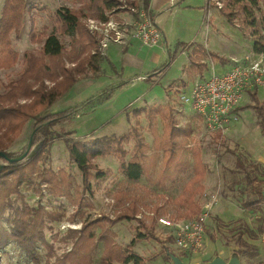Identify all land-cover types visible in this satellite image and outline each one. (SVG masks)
Listing matches in <instances>:
<instances>
[{"label": "rangeland", "instance_id": "374dc122", "mask_svg": "<svg viewBox=\"0 0 264 264\" xmlns=\"http://www.w3.org/2000/svg\"><path fill=\"white\" fill-rule=\"evenodd\" d=\"M84 1L87 0H25L27 5L22 20V29L17 37L14 33L11 34L12 46L18 52L19 60L10 69H0V92L4 90L5 83L15 78L23 68L22 54L29 51L38 55L48 33L54 32L59 38L64 47V55L70 51L71 39L63 33L62 24L57 19L56 11L62 8L78 9ZM117 1L120 3L121 11L114 12L117 13L114 16L118 19L122 17L120 15L129 18L132 15L129 7L133 4L139 8L143 7L142 0ZM184 1L198 5V13L194 7L180 10L177 19L180 24L174 25L173 31L169 32L167 39V41L172 39L167 47L171 53L175 52L174 58H167V51L163 47L153 49L159 53L160 58H149L148 52H145L148 47L141 46L139 50L132 47L128 53L133 56L138 55L139 59L133 60L130 65H124L121 74V64L117 58L118 47H110L108 53L111 61L108 62V58L99 55L102 59L99 61L101 70L97 74L98 77L81 78L65 96L56 102L52 111L63 110L69 106L92 100L77 115L53 128L47 157L43 164L45 169H63L72 175L70 194L74 200L64 195L52 194L47 182L39 179L35 174L23 181L17 193H11L7 198L8 205L3 221L5 228H10L9 222L6 220L14 217L15 209L21 207L23 203L33 208H42L47 213L54 214L56 218L45 217L42 228L43 241L36 242L31 254H28L14 238L9 239L4 246L0 247V264L53 263L72 248L75 236L72 237L71 230H79L84 217L112 219L122 209L129 207V198L139 199L142 203L137 212H141L142 217H136L137 219L131 221H119L113 225L112 230L116 234L114 240L117 244L122 247L127 246L132 238L143 230L142 220L147 226H151V218L156 220L152 237L137 242L132 248L143 259L140 264H177L172 258L173 256L178 258L180 264L230 262L264 264V204L260 210L254 212L246 211L241 207V200L247 196L246 183L243 174L234 165L235 154L231 152L234 150L235 153L240 154L246 164L258 163L264 169V135L257 125L253 109L245 107L246 103H251L249 96L240 103L243 108L239 111L238 120H231L224 132L212 133L203 126L197 117L192 115L193 111L188 104L181 105V107L178 105L174 89L181 87V92L189 95L192 81L196 76L207 78L212 74V71L216 74L225 71L220 64L214 63L213 65L208 58L204 57L207 68L201 75L195 76L192 73H186L184 70L188 65L187 56L180 53L184 50L180 44L189 42L179 37L178 33L181 27H184L183 31L186 37L191 36L192 38L196 35L197 42L193 43H200L203 46L208 44L212 52L225 57H228L230 53L239 57L250 52L251 29L245 26L241 20L243 15L240 11L235 13L232 24H229L218 11L219 6H224L222 1H214L215 6L203 15L199 10L204 9L206 0ZM2 3L3 0H0V13ZM107 12L110 11H105V13ZM88 18L95 17L90 15L80 17V22L85 27ZM170 23H172V18ZM207 24L209 28L205 27ZM262 34L264 36V30ZM96 48H91L85 54H92ZM123 55L126 56L125 53ZM84 56L82 54L80 58ZM122 59L125 64V58ZM239 60L243 61L245 58L241 57ZM140 61H142V65H140ZM65 64L69 65L68 62ZM163 64L167 66L160 73L152 76L150 80L145 79L148 74L159 69ZM212 65L214 69H212ZM86 74L88 77L91 76L88 71ZM138 76L145 78L136 79ZM107 89H111V95L104 98ZM256 89L259 102L264 103V83ZM166 102L170 104V114L175 119V124L179 126L190 124L192 127V133L183 149L190 164L192 162L190 153L194 149L200 151L201 159L206 164V172L202 180L203 192L201 196L196 195L195 197L199 212L201 205H204L208 199L214 200L206 220L205 250L191 256H180L176 252L172 229L163 227L158 220L159 217L173 220V217H178L180 214V210L172 201L192 175L190 170L179 175L174 182H167L164 187H160L155 186L145 177L137 180L127 179L118 171V161L114 155L99 156L95 162L106 173L103 177L91 181L90 191H83L81 172L69 160L64 142L65 139L77 141L103 135H120L128 132L134 125L145 140L151 144L152 133L147 128L143 114L134 117L131 112L135 108H144L152 104L163 105ZM162 125V122L158 121L155 127L159 135L163 133ZM31 132L32 122L29 121L12 144L13 150L20 152L26 144L29 145L28 140ZM132 142V139L124 142V148L128 152L132 150ZM129 155L130 153L127 158ZM2 164L3 160L0 158V167ZM258 177L262 178L260 175ZM79 199L83 202L82 207L78 205ZM87 202L90 203L89 206L84 205ZM156 207H159L158 211H155ZM79 212H84V217L79 216ZM168 213L172 216H167ZM244 222L251 232L243 233L242 238L255 247L254 255H250L236 241L239 232L243 230ZM101 251L102 243L98 242L92 257V264H100Z\"/></svg>", "mask_w": 264, "mask_h": 264}, {"label": "trees", "instance_id": "16d2710c", "mask_svg": "<svg viewBox=\"0 0 264 264\" xmlns=\"http://www.w3.org/2000/svg\"><path fill=\"white\" fill-rule=\"evenodd\" d=\"M214 1H222L224 6L219 7L218 11L229 24H232L235 13L238 11L242 13L241 20L251 29L253 52H264L262 34L264 0H206L204 9L210 10L215 6ZM148 3L149 0H142L143 9L149 14ZM26 5L25 0H3L0 13L1 70L12 68L19 60L18 52L12 46L11 34L19 36ZM105 11H121L120 3L117 0H87L78 9H58L56 16L62 24L63 33L71 39L70 51L64 55V47L59 38L54 32L48 33L38 55L29 51L22 54L23 68L15 78L5 83L4 90L0 92V158L3 160L0 167V247L14 238L28 254H31L36 242L43 241L42 228L45 217L56 218L54 214L47 213L42 208H33L23 203L21 207L15 209L14 217L6 220L10 228H5L3 221L8 205L7 198L11 193H17L21 183L28 177L35 174L39 179L47 182L52 194L64 195L74 200L70 194L72 175L63 169H45L43 164L47 157L53 128L77 115L92 100L63 110L52 111V108L81 78H95L101 70L99 61L102 58L98 54H85L91 48L97 47L98 40L83 26L80 17L90 15L105 20ZM132 16L138 19L137 12H133ZM180 46L184 50L191 48L188 55L189 63L184 70L188 73L201 75L207 68L204 57L220 63L228 61V58L206 49L200 43H181ZM82 54L85 56L80 58ZM174 55L175 52H167L169 59L174 58ZM65 62L69 65L67 66ZM166 66L163 64L144 78L150 80ZM87 71L91 73L90 77L86 76ZM256 92V88L248 92L251 103H246L245 107L253 109L257 125L264 135V103L259 102ZM110 95L111 89H107L104 98ZM242 108L243 106H240V109ZM170 109L169 102H166L163 105L152 104L132 110L131 114L134 117L143 114L147 128L152 133L151 144L134 125L128 132L120 135H103L77 141L65 139L68 158L81 172L83 191H90L91 181L103 177L106 173L95 162L99 156L114 155L118 161V171L127 179L137 180L145 177L160 187H164L167 182H174L179 175L190 170L192 175L172 202L180 210L179 217L192 218L197 215L199 206L195 197L202 195L206 164L202 161L198 149L191 150L190 164L183 149L192 133V127L190 124L184 126L175 124ZM29 121L32 122L29 145L26 144L20 152H17L13 150L12 144ZM158 121L163 124L161 135L155 129ZM129 139L133 140L131 152L124 148V142ZM231 152L235 154L234 165L243 174L246 183L247 196L241 200L240 205L246 211L260 210L264 204V169L258 163L246 164L240 154L235 153L234 150ZM128 153L130 155L127 158ZM259 175L262 178H259ZM129 199V207L122 209L112 219H93L84 217V212H79L78 215L84 219L79 230H71L72 237L75 236L72 248L53 263L46 264H92L98 242L102 243L100 264L142 263L143 259L132 248L137 242L152 237L156 221L154 218H151V226H147L144 220L141 221L143 230L138 232L127 246L122 247L114 240L116 234L112 230L113 225L119 221L136 219L138 214L135 199ZM78 205L83 206L82 200H78ZM84 205L89 206L90 203ZM158 209L159 207H156L155 211ZM242 228L236 239L237 244L250 255H254L255 247L242 238L243 233L251 230L246 222L243 223Z\"/></svg>", "mask_w": 264, "mask_h": 264}, {"label": "built area", "instance_id": "2783aa9c", "mask_svg": "<svg viewBox=\"0 0 264 264\" xmlns=\"http://www.w3.org/2000/svg\"><path fill=\"white\" fill-rule=\"evenodd\" d=\"M220 7V6H219ZM138 13V19L131 15L129 18H115L113 11L107 12L106 19L88 18L86 27L97 40L98 45L92 54L101 57L106 55L109 44L124 45L128 40H135L140 46L148 48L161 44L162 32L154 18L143 7H129ZM209 11V10H208ZM211 12L209 15L211 16ZM264 83V52H251L245 60L234 59L231 68L223 73L212 74L205 78L196 76L192 81L189 95L175 87L178 105L188 104L193 114L201 121L209 132H224L231 120H238L240 103L253 88ZM208 199L201 205L200 212L192 218L159 217L163 226L172 229L174 247L180 256L200 254L206 246V220L213 204ZM108 216V215H107ZM142 213L137 215L141 218Z\"/></svg>", "mask_w": 264, "mask_h": 264}, {"label": "crops", "instance_id": "0c3cea01", "mask_svg": "<svg viewBox=\"0 0 264 264\" xmlns=\"http://www.w3.org/2000/svg\"><path fill=\"white\" fill-rule=\"evenodd\" d=\"M189 7L190 8L194 7L196 9V12L198 13V5H193L191 3L190 4L186 3V1H184V0H149L148 12L154 18V20L156 21V23L159 26V28H160V30L162 32V35H163V40L161 42V45H158V46H155V47H157V48L158 47L159 48L163 47V48L166 49L167 52L169 51V47H167V45L170 44L169 42L172 41V39H169L167 41V39L169 37V32L173 31V27H174L175 24H180L177 21V19L179 17L178 14H179L180 10H183V9L189 8ZM199 12L202 13V15H203V14H205L206 10L205 9H200ZM120 16L124 17V15H120ZM124 18H126V17H124ZM171 18H172V23L169 24V22L171 21ZM197 22H198V19H197ZM205 27L209 28L208 24ZM183 28L184 27H181L179 29V33H178L179 37L181 39H185L189 43H193L194 41L197 42L196 39H195L196 35L194 37H192V38H191V36H187L186 37L185 34H184V31H183ZM205 35L207 36V34H205ZM115 46L118 47V52H117L118 56H117V58H119V62L121 64V70L120 71H122V72H120V73L122 74L124 65H130L131 62H133V60H138L139 59L138 55L133 56V54L128 53V50L130 48H132V47H135L136 49L139 50L141 46L135 40H128V42L126 44H124V45L111 43V44L108 45V47L106 49V55L103 57V58H108L107 59L108 62L111 61L109 59L110 57H109L108 50H109L110 47H115ZM251 46H252V43L250 42V47H249L250 52L245 53L243 56H239L238 57V55H234V53H230L228 55V57H226V58H228V61L225 62V63H220L219 61H215V60L212 61L210 59L209 60L211 61V63L213 65H214V63L220 64L226 71V70L231 68V65L233 64L234 59L239 60V58H241V57L242 58H246L247 56H249V54L252 52V47ZM155 47H151V48H148V50H145L146 53L148 52L149 58H158L159 57V53L153 50ZM204 47L206 49L210 50L208 44H205ZM190 52H191V48L182 50L180 52V53H183L184 56H187V62L188 63H189L188 55L190 54ZM123 53H125L126 56H124ZM220 56H222V55H220ZM122 58H125V64H124V60ZM134 63H136V62H134ZM142 64H143L142 61H140V65H142ZM213 65H212V69H214ZM186 73H188V72H186ZM192 74H194V73H192ZM194 75L196 76L198 74H194ZM96 77H98V75ZM143 78H144L143 76H138L136 79H143ZM244 98L247 99L248 98V94H246ZM192 115H194V114H192ZM132 199H135V203H136L138 208L141 207L142 203L139 201V199H137V200H136V198H132ZM137 215H136V217H137ZM167 216H172V215H170V213H168ZM173 218H184V217H179V216L177 217L176 216V217H173ZM163 227H165V226H163Z\"/></svg>", "mask_w": 264, "mask_h": 264}, {"label": "water", "instance_id": "95a60500", "mask_svg": "<svg viewBox=\"0 0 264 264\" xmlns=\"http://www.w3.org/2000/svg\"><path fill=\"white\" fill-rule=\"evenodd\" d=\"M1 155V154H0ZM263 197H264V192H263ZM176 262H177V264H180L178 261V258L177 257H175V256H173L172 257ZM211 264H235L234 262H230V263H211Z\"/></svg>", "mask_w": 264, "mask_h": 264}]
</instances>
